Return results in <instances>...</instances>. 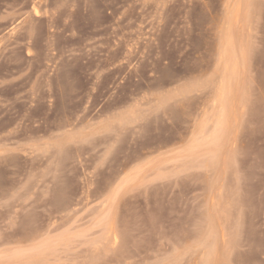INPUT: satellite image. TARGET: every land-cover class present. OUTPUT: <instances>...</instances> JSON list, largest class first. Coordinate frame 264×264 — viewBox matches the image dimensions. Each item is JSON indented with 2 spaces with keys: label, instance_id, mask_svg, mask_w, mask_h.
Here are the masks:
<instances>
[{
  "label": "rangeland",
  "instance_id": "374dc122",
  "mask_svg": "<svg viewBox=\"0 0 264 264\" xmlns=\"http://www.w3.org/2000/svg\"><path fill=\"white\" fill-rule=\"evenodd\" d=\"M0 264H264V0H0Z\"/></svg>",
  "mask_w": 264,
  "mask_h": 264
}]
</instances>
